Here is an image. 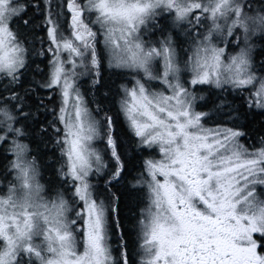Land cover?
Returning <instances> with one entry per match:
<instances>
[{"label": "snow or ice", "instance_id": "obj_1", "mask_svg": "<svg viewBox=\"0 0 264 264\" xmlns=\"http://www.w3.org/2000/svg\"><path fill=\"white\" fill-rule=\"evenodd\" d=\"M0 264H264V0H0Z\"/></svg>", "mask_w": 264, "mask_h": 264}]
</instances>
